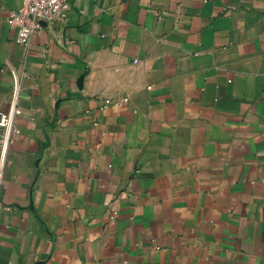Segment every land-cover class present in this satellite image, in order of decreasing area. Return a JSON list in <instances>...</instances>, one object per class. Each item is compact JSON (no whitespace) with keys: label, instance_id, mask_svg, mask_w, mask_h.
<instances>
[{"label":"crops","instance_id":"1","mask_svg":"<svg viewBox=\"0 0 264 264\" xmlns=\"http://www.w3.org/2000/svg\"><path fill=\"white\" fill-rule=\"evenodd\" d=\"M0 0V264H264V0H70L29 44Z\"/></svg>","mask_w":264,"mask_h":264},{"label":"built area","instance_id":"2","mask_svg":"<svg viewBox=\"0 0 264 264\" xmlns=\"http://www.w3.org/2000/svg\"><path fill=\"white\" fill-rule=\"evenodd\" d=\"M24 6L12 13L9 25L16 33L17 41L27 45L33 36L48 25L62 23L65 20L66 6L70 0H23ZM17 88L12 92L11 109L0 113V184L7 161L11 135L16 116Z\"/></svg>","mask_w":264,"mask_h":264}]
</instances>
